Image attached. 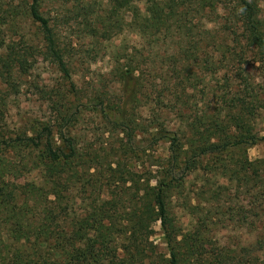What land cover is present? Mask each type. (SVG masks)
<instances>
[{
    "label": "trees",
    "instance_id": "16d2710c",
    "mask_svg": "<svg viewBox=\"0 0 264 264\" xmlns=\"http://www.w3.org/2000/svg\"><path fill=\"white\" fill-rule=\"evenodd\" d=\"M263 7L0 0V118L39 65L58 75L40 115L0 124V264H264V158L247 155L264 141ZM84 45L109 60L106 90L77 76Z\"/></svg>",
    "mask_w": 264,
    "mask_h": 264
},
{
    "label": "rangeland",
    "instance_id": "374dc122",
    "mask_svg": "<svg viewBox=\"0 0 264 264\" xmlns=\"http://www.w3.org/2000/svg\"><path fill=\"white\" fill-rule=\"evenodd\" d=\"M65 30H66V34L71 36L70 38H72V40L77 42V44H85L82 41L81 27L77 23L72 22L69 26L65 28ZM121 38L122 37H117L113 41L116 44H118L121 41ZM84 48H86L85 45L84 47H82V49L78 48L77 53L75 55V60L77 63L76 66L78 69L77 76L81 77V82L84 83L85 85L98 84L102 81L100 86H102V88L106 90L105 86H109L112 82V79H110L108 75L107 76L105 75L110 66L108 58L107 57L102 58L99 55V57H97L96 63H89L90 59L85 54ZM146 54L147 52H145V55ZM154 59H156L155 55H154ZM57 77L58 75L49 65L46 64L39 65L37 69L34 71L32 76V80L35 81V83L37 84V90L30 87H29L30 89H26L25 90L26 93L22 94L18 99L20 106L19 109L11 108L8 114L4 115L3 118H0V124L7 123L8 128H12V126H14L17 123V121L20 120L21 118L38 116V114L40 115L42 113L40 111V107L42 106V101L44 100L43 97L44 93H42L39 90L43 89L44 85L47 84L48 81H53ZM4 119H6V122H3ZM94 126L95 125L93 124V121L90 119V117H87L85 123L82 126V130H85V132H89L93 129ZM256 128L260 135H264V120H259ZM98 141H99L98 134L93 135L91 142L96 143ZM247 155L251 160L264 158V141H260L257 144L253 145L252 147H249L247 149ZM143 162L144 164L149 163L148 156L143 157ZM135 164L136 162H134V160L131 161L132 166H135ZM24 178L28 180L30 177L27 175L21 176V179ZM177 212H178L177 213L178 217L181 218L183 222H186L187 217L183 213L179 211ZM152 228H153L152 229L153 234L150 237V240L155 246V250L157 251V253L166 256L167 248L162 237L163 234L160 229V224L156 222L152 225ZM240 231L228 233L231 243H237L239 239H242V237H240L241 236Z\"/></svg>",
    "mask_w": 264,
    "mask_h": 264
}]
</instances>
